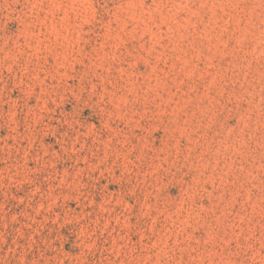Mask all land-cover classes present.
<instances>
[{"label": "rangeland", "instance_id": "rangeland-1", "mask_svg": "<svg viewBox=\"0 0 264 264\" xmlns=\"http://www.w3.org/2000/svg\"><path fill=\"white\" fill-rule=\"evenodd\" d=\"M0 264H264V0H0Z\"/></svg>", "mask_w": 264, "mask_h": 264}]
</instances>
